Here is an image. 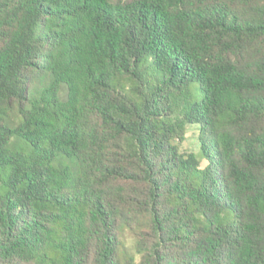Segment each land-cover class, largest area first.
<instances>
[{
    "label": "trees",
    "instance_id": "1",
    "mask_svg": "<svg viewBox=\"0 0 264 264\" xmlns=\"http://www.w3.org/2000/svg\"><path fill=\"white\" fill-rule=\"evenodd\" d=\"M0 264H264V0H0Z\"/></svg>",
    "mask_w": 264,
    "mask_h": 264
},
{
    "label": "rangeland",
    "instance_id": "2",
    "mask_svg": "<svg viewBox=\"0 0 264 264\" xmlns=\"http://www.w3.org/2000/svg\"><path fill=\"white\" fill-rule=\"evenodd\" d=\"M190 127H195V128H196V126H190ZM190 127H189V129H188V127H187L188 131L190 130ZM196 129H197V128H196ZM197 135H198V133H197ZM188 138H189V140H188L187 146L190 147L191 152L198 154V152H199V147H198V146L196 147L195 142L193 141V138H196V133L193 132V131H190V132L188 133Z\"/></svg>",
    "mask_w": 264,
    "mask_h": 264
}]
</instances>
